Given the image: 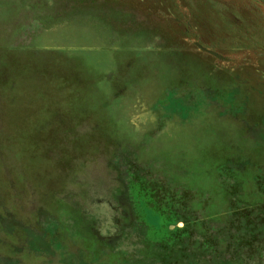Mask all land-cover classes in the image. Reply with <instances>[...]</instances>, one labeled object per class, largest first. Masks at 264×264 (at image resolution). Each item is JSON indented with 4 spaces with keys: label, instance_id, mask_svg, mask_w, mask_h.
<instances>
[{
    "label": "rangeland",
    "instance_id": "rangeland-1",
    "mask_svg": "<svg viewBox=\"0 0 264 264\" xmlns=\"http://www.w3.org/2000/svg\"><path fill=\"white\" fill-rule=\"evenodd\" d=\"M0 264H264V0H0Z\"/></svg>",
    "mask_w": 264,
    "mask_h": 264
}]
</instances>
